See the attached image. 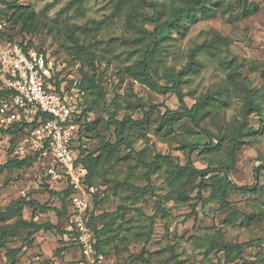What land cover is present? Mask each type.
<instances>
[{"label": "rangeland", "instance_id": "rangeland-1", "mask_svg": "<svg viewBox=\"0 0 264 264\" xmlns=\"http://www.w3.org/2000/svg\"><path fill=\"white\" fill-rule=\"evenodd\" d=\"M4 1L17 6L10 9L9 14L20 11V8L33 13L35 31L27 33L22 30L20 22L11 20L7 21L6 29L18 38H29L35 48L48 52L58 71L57 77L67 88L93 72L100 74L98 85L101 93L84 94L87 120H107L109 114L119 120L124 116L140 119L149 105L155 106L153 125L144 135L137 130L133 133V151L122 146L119 153L126 156L125 160L104 164L92 178L97 193L95 214L102 216L96 219L95 226L99 229L104 227L103 237L112 236V241L103 246L105 255L99 264H144L136 255L143 248V233L149 227L147 216L155 212L152 235L146 245L147 252L151 254L150 264H264V215L249 225L241 218L234 225L223 224L229 210L218 209L219 199L209 187H203L202 192L206 205L201 207L198 204L191 217H187L191 207L184 203L170 201L156 210L155 200L169 189L163 171L151 174L148 182L142 168H131L137 161L135 152L139 150H143L147 160L155 152H160L169 154L174 162L184 164L189 144L195 146L190 158L196 168H214L227 161L224 145L242 120L244 102V93L228 79L229 69L225 64L231 62L237 72V81L245 82L252 90L262 111L260 115L252 114L247 118L242 128H259L260 132L252 139L244 138L251 141L235 152L234 168L227 174L231 182L238 186H255L256 192L243 193L228 188L227 200L233 208L245 214H264V0H250L258 3L259 10L246 18L239 17L236 12L221 13L222 9L235 3L234 0H208V4L216 9L213 17L190 22L182 34L172 32L169 37L158 41L157 46H152L154 25L150 18L162 21L171 5L177 4L178 0H122L114 15V0H84L80 9L76 10L71 5L64 11L62 8L70 0ZM0 6L4 7V4L0 3ZM154 9L158 10V14L153 13ZM134 12H138L140 17L130 23L128 16ZM95 21L99 22L98 26ZM214 33L220 34L223 42L214 56L204 52L198 54L202 66L197 73L186 77L182 90L188 106L208 90L221 91V95L216 96L213 106L206 109L200 127L183 119L174 124L172 133L161 135L156 131L160 117L166 109L178 108L176 96L132 80L125 74L126 68L142 58L150 43L149 48L155 47L151 57L153 69L160 75L165 66H173L177 70L185 63L188 49ZM85 50L92 55H86ZM155 80L165 85L164 79ZM138 103L145 104V107L132 108L129 105ZM102 128L98 126L101 138L113 141L111 131ZM11 140V135L0 134V164L14 156ZM219 140V151L211 155L199 151L210 144L218 145ZM99 141L94 136L86 139L88 148L92 150L98 147ZM39 165L36 163L31 168L12 174H0V209L10 201L22 198L23 192L27 200L35 199L53 206L57 204L44 190L34 189L40 175ZM212 174L209 172V175ZM125 180L137 187L147 186L148 189L142 196L133 199L130 194L132 190H123L118 185ZM123 207L140 208L144 215L139 216L128 209L124 211ZM30 213L31 209L26 215L30 216ZM34 219L40 222L56 221L51 212L36 211ZM217 230H220L225 241L246 242L242 259L227 263L222 252L216 249L206 252L204 237L215 235ZM24 234L21 233V236ZM18 241H22L20 237L9 245L23 244ZM61 245L58 230L40 231L35 235L31 247L23 248L22 245V252L13 261L7 259L4 250H0V264H61L79 257L77 245L70 246L61 256L54 255V250Z\"/></svg>", "mask_w": 264, "mask_h": 264}, {"label": "trees", "instance_id": "trees-1", "mask_svg": "<svg viewBox=\"0 0 264 264\" xmlns=\"http://www.w3.org/2000/svg\"><path fill=\"white\" fill-rule=\"evenodd\" d=\"M208 0H178L177 4H172L168 15L165 19L158 22L157 19L150 18L152 21L153 28V40L152 46H157L158 41L169 37L172 32L182 34L187 28L190 22H196L199 18H210L216 13V9L213 5L208 4ZM84 0H70L63 8L62 11L74 5L76 10L80 9ZM235 3L229 4L226 8L221 10V13L232 14L234 12L241 18L249 17L255 14L259 10V5L255 1L250 0H234ZM0 3L4 4V7L0 6V20H4L6 23L8 20L14 23L20 22L22 24V30L25 32H33L36 30L34 25V15L32 12L20 11L13 12L9 14V10L17 7L14 4H9L4 0H0ZM122 0H114V7L112 15L116 14L120 8ZM153 13L158 14V10L154 9ZM155 16V15H153ZM140 17L138 12L130 13L128 16V21L132 23L134 18ZM97 26L99 22H94ZM7 30V29H6ZM6 36L14 38L21 44L25 43L26 46H33L29 38H18L12 33L5 31ZM223 42L222 36L218 33H214L210 38L205 39L199 43L193 44L187 51L186 61L179 68L175 69L173 66H165L163 68V74L160 75L156 70L153 69L151 63L152 52L155 47L149 48V44L144 50L142 58L135 64L128 66L125 70V74L132 80L151 87L162 93L170 92L174 94L178 100L179 106L177 109L170 110L166 109L165 112L160 117V124L158 129L161 135H166L172 133L174 130V124L179 123L183 119L187 120L195 127H200L201 121L207 112V108L213 106L216 96L221 95V91H211L208 90L204 94H201L196 98V101L191 106H188L185 101V93L182 90V85L186 80V77L195 74L199 71L202 66L201 61L198 59V54L201 52L207 53L210 56H214L216 49L219 44ZM44 51V50H43ZM46 52V51H44ZM86 55L91 56L92 53L85 50ZM226 67L228 71V79L232 82V85H236L244 93V102L241 108L242 120L239 125L234 128L232 137L225 143V156L227 161L223 164L215 166L214 168L206 167L204 169L196 168L190 158L191 150L195 147L194 144H189V150L187 152L188 156L184 164L176 163L173 161L169 154H162L160 152H155L147 160L143 156V150L136 151L137 161L131 167L134 169L142 168L143 174L150 181L151 174L156 173L160 170L164 173V178L169 186V189L162 197L158 198L155 203L156 210H158L162 204L170 201L188 204L191 207V211L187 214V217H191L195 214V209L198 204L201 207L206 205V199L203 197V187L211 188L212 194L219 199L218 209H228L229 213L223 220L225 225H234L238 218L241 221L249 225L251 222L258 220L264 214L262 212L245 214L231 206L227 200V189H235L240 192H251L255 193V186H238L231 182L227 174L233 170L235 165V152L239 150L243 145L249 143L250 138L245 140V137H252L259 134V128L253 130L248 127L243 129L247 118L252 114L260 115L262 107L259 102L255 101L252 90L246 85L245 82L237 81V72L233 69L231 62H226ZM93 67V65H91ZM57 72L55 71L54 78L56 80ZM155 78L164 79L165 85L159 84ZM100 74L93 72L89 77L84 76L81 78L80 82L76 85L84 92H90L91 94H100L101 87L98 85L100 81ZM56 87L59 89L60 80H57ZM84 94L82 96L81 102V114L78 119V160L84 164L87 168L88 174L85 179V185L87 188L93 187L92 178L95 176L96 172L106 163H119L125 160L126 156H121L119 151L122 146L127 147L133 151V140L134 131H140L144 135L152 125L155 119L153 116V111L155 109L154 105H149L148 110L143 112L140 119H134L130 116H124L123 118L116 119L115 115L109 114L107 120L95 119L93 121L87 120V107L83 101ZM132 108L141 106L142 109L145 104H129ZM98 126H102V130L111 131L113 141L103 140L101 138V132ZM1 135H11L12 148L19 141L23 134V125L14 124L9 127H0ZM91 136L100 139L99 145L95 150L89 149L87 146L86 139ZM218 145H212L205 147L206 149L199 150L200 152L206 153V155H211L214 151H219L221 141L219 140ZM187 147V145H186ZM39 163L37 154L28 155L24 157L13 156L10 159L5 160L0 164V174L6 172L7 174H12L14 171L24 170L31 168L32 165ZM40 164V163H39ZM40 169V166H39ZM40 171V170H39ZM212 172V175H209ZM260 170L257 171L259 173ZM256 176V174H254ZM256 178V177H255ZM205 181H209L207 184ZM3 183L2 185H4ZM118 185L121 189H130L132 192L133 199L140 197L148 189L147 186L137 187L125 180L119 182ZM36 190L45 191L49 194V197H53L57 202L56 205H48L47 202L39 203L35 199H26L24 197L17 198L10 201L4 207L0 209V250H4L5 255L8 260H15L18 255L22 252L23 248L31 247L35 235L40 231H57L60 235V240L62 245L54 250V255H62L70 246L76 245L75 241L71 238L66 237L65 234V216L68 212V196L71 193L70 189L64 186H55L47 177L43 176L40 171L39 178L36 182ZM194 193V195H192ZM97 193L94 188V192H90L91 204L87 211L88 214V224L93 231L94 246L97 251L105 255L103 246L112 241V236L103 237L101 234L104 231V227L96 228L95 221L98 217H102L101 214H95V206L97 202L94 203ZM193 201V202H190ZM31 209L30 216H27V211ZM124 211L132 210L139 216L144 214L141 212L140 208H122ZM36 211L40 213L51 212L56 221H38L35 220ZM156 212L151 216H147L149 220L148 230L143 233L144 242L143 248L139 254L136 255L137 259H140L144 264H150L149 258L150 253L146 250V245L150 241L152 235V229L154 226V218ZM196 219V218H195ZM59 222L61 225L59 226ZM215 235L204 237V246L206 252L216 249L222 252L227 263H231L234 260L242 259V249L246 245L245 243H235L231 241H225L222 237L220 230ZM21 233H25L21 236ZM20 237L18 242L19 246H10L9 243L15 241ZM248 243V242H247ZM22 245L24 246L22 248ZM146 255V257H145ZM70 261V260H68ZM66 262V261H63Z\"/></svg>", "mask_w": 264, "mask_h": 264}, {"label": "built area", "instance_id": "built-area-1", "mask_svg": "<svg viewBox=\"0 0 264 264\" xmlns=\"http://www.w3.org/2000/svg\"><path fill=\"white\" fill-rule=\"evenodd\" d=\"M6 26L0 20V127L23 125L12 155L37 154L43 176L71 191L65 236L75 241L79 257L61 264H99L104 255L94 246L87 214L94 188L85 185L88 171L77 151L84 92L76 83L70 88L61 83L57 89L60 78H54L48 52L6 36Z\"/></svg>", "mask_w": 264, "mask_h": 264}, {"label": "crops", "instance_id": "crops-1", "mask_svg": "<svg viewBox=\"0 0 264 264\" xmlns=\"http://www.w3.org/2000/svg\"><path fill=\"white\" fill-rule=\"evenodd\" d=\"M77 259V258H76ZM69 260H73V259H69Z\"/></svg>", "mask_w": 264, "mask_h": 264}]
</instances>
